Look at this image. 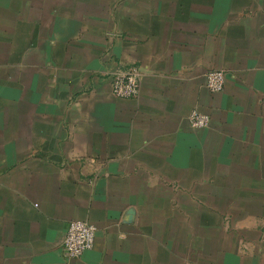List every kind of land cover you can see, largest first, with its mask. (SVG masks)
<instances>
[{"label": "crops", "instance_id": "crops-1", "mask_svg": "<svg viewBox=\"0 0 264 264\" xmlns=\"http://www.w3.org/2000/svg\"><path fill=\"white\" fill-rule=\"evenodd\" d=\"M0 264H264V0H0Z\"/></svg>", "mask_w": 264, "mask_h": 264}, {"label": "built area", "instance_id": "built-area-1", "mask_svg": "<svg viewBox=\"0 0 264 264\" xmlns=\"http://www.w3.org/2000/svg\"><path fill=\"white\" fill-rule=\"evenodd\" d=\"M226 73L222 70H209L206 74V87L213 93L224 90ZM113 94L120 99H137L141 94V71L132 65L124 70L115 72L112 76ZM193 129L208 127L211 118L208 114L193 109L188 116ZM97 227L85 220H73L68 226L64 239L63 250L70 259L80 258L85 252L94 248Z\"/></svg>", "mask_w": 264, "mask_h": 264}, {"label": "water", "instance_id": "water-1", "mask_svg": "<svg viewBox=\"0 0 264 264\" xmlns=\"http://www.w3.org/2000/svg\"><path fill=\"white\" fill-rule=\"evenodd\" d=\"M130 214H131V215H133V214H134L133 210H131V211H130Z\"/></svg>", "mask_w": 264, "mask_h": 264}]
</instances>
